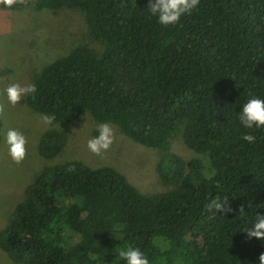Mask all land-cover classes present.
<instances>
[{
	"label": "trees",
	"instance_id": "obj_1",
	"mask_svg": "<svg viewBox=\"0 0 264 264\" xmlns=\"http://www.w3.org/2000/svg\"><path fill=\"white\" fill-rule=\"evenodd\" d=\"M149 2L0 4L74 9L85 25L86 38L41 66L29 83L36 92L22 100L55 116L39 134L38 156L52 159L66 141L64 126L87 112L156 149L165 186L141 193L115 168L74 159L42 165L0 228V251L12 262L127 264L118 253L133 247L150 264H259L264 240L246 231L264 215V127L246 128L239 116L253 96L264 99V0H200L167 26ZM176 138L207 167L171 152ZM217 195L231 212L207 211Z\"/></svg>",
	"mask_w": 264,
	"mask_h": 264
},
{
	"label": "rangeland",
	"instance_id": "obj_2",
	"mask_svg": "<svg viewBox=\"0 0 264 264\" xmlns=\"http://www.w3.org/2000/svg\"><path fill=\"white\" fill-rule=\"evenodd\" d=\"M85 38V25L78 10L62 7L52 12L34 11L29 7L20 10L0 8V103L7 105L0 116V228L34 174L42 165L56 161L74 159L89 167L111 166L141 193L165 189L155 173L158 151L134 143L113 123L108 124L115 130L114 143L106 152L96 155L88 149L87 142L99 134L98 126L105 122H95L83 112L74 123L64 126L66 141L63 147L52 159L46 160L38 156L36 144L39 134L49 124L43 122L40 114L31 111L23 99L15 106L8 103L4 90L9 84H29L41 66ZM88 42L95 50L99 49L97 43ZM9 128L20 130L28 141L27 155L20 164H16L8 153L6 133ZM170 151L183 159L200 158L207 167L206 158L187 148L180 138L170 142ZM0 264L19 263L12 262L0 251Z\"/></svg>",
	"mask_w": 264,
	"mask_h": 264
},
{
	"label": "clouds",
	"instance_id": "obj_3",
	"mask_svg": "<svg viewBox=\"0 0 264 264\" xmlns=\"http://www.w3.org/2000/svg\"><path fill=\"white\" fill-rule=\"evenodd\" d=\"M25 0H0V4L11 8L17 3L23 4ZM200 3V0H150L148 8L153 16L158 18L159 23L162 25H172L179 21L182 15L191 14ZM36 86L34 84L11 83L5 88L7 101L12 106L17 105L23 98L28 97L30 94L36 92ZM5 103H0V116L5 113ZM45 124H52L55 120L54 115L45 114L42 117ZM239 120L246 128L264 127V99L253 96L242 107ZM99 134L88 140V149L96 154L101 155L106 152L115 141V130L108 124L103 123L98 126ZM245 141L250 143L255 142V136L251 134H245L243 136ZM27 138L18 129L9 128L6 133V144L8 145V153L11 159L20 164L27 155ZM209 178L215 175L213 170L211 173H206ZM217 187L219 185L217 184ZM206 209L209 212H222L227 214L232 211V208L228 206V199L221 200L220 196H215L209 200L206 205ZM244 207L241 206L239 211L243 212ZM247 238L253 237L264 240V215L259 214L254 222V227L248 228L246 231ZM121 258L127 261V264H150V261L146 255L139 249L130 247L128 250H123L118 253ZM259 264H264V253L259 255Z\"/></svg>",
	"mask_w": 264,
	"mask_h": 264
}]
</instances>
